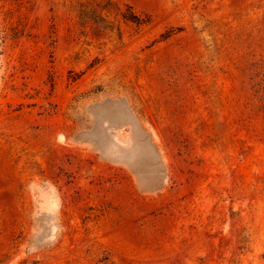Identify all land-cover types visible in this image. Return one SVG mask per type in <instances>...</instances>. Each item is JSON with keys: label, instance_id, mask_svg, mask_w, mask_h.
Returning a JSON list of instances; mask_svg holds the SVG:
<instances>
[{"label": "rangeland", "instance_id": "374dc122", "mask_svg": "<svg viewBox=\"0 0 264 264\" xmlns=\"http://www.w3.org/2000/svg\"><path fill=\"white\" fill-rule=\"evenodd\" d=\"M0 264H264V0H0Z\"/></svg>", "mask_w": 264, "mask_h": 264}]
</instances>
